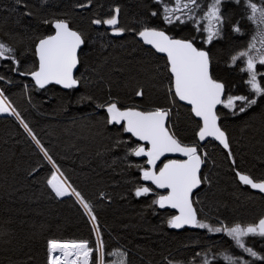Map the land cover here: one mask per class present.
<instances>
[{
  "label": "trees",
  "instance_id": "1",
  "mask_svg": "<svg viewBox=\"0 0 264 264\" xmlns=\"http://www.w3.org/2000/svg\"><path fill=\"white\" fill-rule=\"evenodd\" d=\"M213 2L0 0L5 55L0 89L17 112L0 115V264H50L53 241L87 243L90 264H100V240L104 264L105 254L116 249L126 252L128 264H235L240 249L233 240L201 227L171 228L174 212L159 209L158 191L143 181L146 159L136 154L141 144L124 125L111 124L105 111L111 103L169 110L174 135L185 145H198L202 123L178 101L167 58L146 47L138 34L165 30L206 49L212 75L226 89L218 117L228 143L211 141L202 149L207 157L194 199L198 220L229 228L264 215V196L241 179L264 181V91L256 94L244 62H235L258 31L250 0H223L221 33L205 44L196 20ZM165 3L184 9L185 19L169 22ZM117 11L122 33L113 36L103 24ZM58 20L69 22L85 40L78 88H40L30 76L38 69L36 46L54 33ZM257 71L264 90V64ZM44 153L90 205L97 229L77 197H59L52 189L55 171ZM247 245L264 257V235L257 226Z\"/></svg>",
  "mask_w": 264,
  "mask_h": 264
},
{
  "label": "water",
  "instance_id": "2",
  "mask_svg": "<svg viewBox=\"0 0 264 264\" xmlns=\"http://www.w3.org/2000/svg\"><path fill=\"white\" fill-rule=\"evenodd\" d=\"M107 24L113 28L118 26V11ZM53 28L54 33L36 46L38 69L30 75L31 79L40 88L49 85L65 90L78 88L80 82L76 75L85 40L65 20L55 21ZM138 38L146 47L167 58L178 101L189 106L202 123L198 145H185L174 135L169 127V110L144 111L111 103L105 111L111 124L124 125L134 139L149 147H140L137 151L139 157L147 159L148 169L142 178L156 190L167 192L159 197L158 207L175 212L172 229H194L198 221L194 197L203 186L204 163L199 147L209 141L224 144L227 139L218 117L225 99V85L213 78L208 51L199 49L191 40L172 37L159 29H144ZM242 180L264 195V181L255 182L247 175ZM257 226L264 234V217Z\"/></svg>",
  "mask_w": 264,
  "mask_h": 264
},
{
  "label": "rangeland",
  "instance_id": "3",
  "mask_svg": "<svg viewBox=\"0 0 264 264\" xmlns=\"http://www.w3.org/2000/svg\"><path fill=\"white\" fill-rule=\"evenodd\" d=\"M223 0H215V2L212 3V6L210 7L209 11L202 16H198L196 20V30L198 33H201L203 35V42L205 44H208L212 39L219 36L222 29V3ZM179 3V2H178ZM166 4V3H165ZM167 5V6H166ZM164 5L166 15H168L169 22H172L174 20H184L185 15H182V11L184 9L180 8L178 5L175 4V6L168 7L166 4ZM251 12L250 17L254 24L256 25L255 28L258 31V34L255 36L253 41L251 42L249 48H247L245 51L239 53L237 57L235 58V62L243 61L245 65V69L248 71V75L250 78V87L255 91L256 94H261L264 90L260 84L259 81V73L257 71V68L260 64H264V0H250L249 2ZM189 15L188 13H186ZM112 20V19H111ZM106 23L103 24L105 26ZM120 29L119 26L114 28V30ZM113 30V29H112ZM110 30V31H112ZM122 32V31H121ZM0 56L3 58L5 57L4 53L1 51V45H0ZM226 95V94H225ZM235 103V101H234ZM232 103L229 107L233 106ZM6 114H14L17 115V112L14 110L12 105L9 103L7 98L4 96L3 92L0 89V115H6ZM22 122V120L20 119ZM24 127L28 130V127L23 123ZM31 135V132H29ZM32 137V135H31ZM33 138V137H32ZM40 149L42 147L39 145L38 142H36ZM201 155H203V163L205 164L207 153L204 152L202 154L201 150H199ZM46 155V153H44ZM48 161H50L49 157ZM53 169H54V175L50 179V185L52 189L55 191V193L59 197L69 196L73 195L77 197V199L80 201V203L85 208L86 212H88V215L90 216L93 224L95 227L96 219L93 216L92 213H90V205L87 204L80 196L79 194L74 191V188L70 185V183L66 180L64 174L60 171L59 175L57 170H59L52 162H51ZM203 164V165H204ZM148 167L146 165V168L143 170H147ZM142 172V173H143ZM73 189V192L68 188V185ZM150 184V183H147ZM152 185V184H150ZM247 185V184H246ZM249 185V184H248ZM153 186V185H152ZM154 187V186H153ZM202 189V188H201ZM200 191V190H199ZM76 193V194H75ZM161 196L157 192L156 194V200L158 201L159 197ZM195 203V202H194ZM264 217V215L259 216L256 220L251 222H234L231 224V227L227 228L228 225L226 223H219L216 225H212V222L205 219L203 222L198 223V227H201L203 229H207L208 232L217 233L218 235L221 234V237H226L227 239L233 240L232 243L234 245H237L239 247V256L236 257V259H233L232 261L235 262V264H263L264 261L263 255L256 251L254 248H251L247 245L248 239L251 240V237H253L256 233V226L257 223ZM171 223V221H170ZM256 223V224H254ZM242 224V225H241ZM97 229V227H96ZM206 231V232H207ZM98 234V231H97ZM99 236V234H98ZM100 240V239H99ZM54 242V241H53ZM57 242V241H55ZM59 243H67L68 250L70 253V256H80V257H87L88 261L87 264H90V257H91V249L89 248L87 243H84L82 241H58ZM52 243V242H51ZM70 243H76V244H70ZM82 243V244H78ZM85 246H84V245ZM237 252V253H238ZM99 253H100V264H104L103 258H104V249L100 240V246H99ZM236 254V253H234ZM107 255V262L106 264H128L127 263V254L125 251L121 249L112 250L110 253L105 254ZM74 257H72L73 259ZM79 259V258H78ZM84 260V259H83ZM79 261V260H78ZM74 261L71 259L66 264H73ZM50 264H53V253L50 251ZM77 264V263H75Z\"/></svg>",
  "mask_w": 264,
  "mask_h": 264
},
{
  "label": "bare ground",
  "instance_id": "4",
  "mask_svg": "<svg viewBox=\"0 0 264 264\" xmlns=\"http://www.w3.org/2000/svg\"><path fill=\"white\" fill-rule=\"evenodd\" d=\"M72 28V27H71ZM148 29H152V28H148ZM168 33V32H167ZM169 34V33H168ZM52 35V34H51ZM50 36V35H49ZM48 37V36H47ZM173 37V36H172ZM203 50H206V49H203ZM81 53V52H80ZM209 53V52H208ZM210 55V54H209ZM80 57V55H79ZM210 62L212 64V61H211V57H210ZM214 78V77H213ZM217 81V80H216ZM130 108H133V109H138V108H135V107H130ZM125 127V126H124ZM136 140V139H135ZM139 142V141H138ZM140 143V142H139ZM141 146L140 147H145L147 149H149L148 146H146L145 144L143 143H140ZM139 147V148H140ZM138 148V149H139ZM138 151V150H137ZM137 154V152H136ZM138 156V155H137ZM139 157V156H138ZM145 158V157H144ZM57 172L59 173V175L62 177V175L60 174V171L57 170ZM202 178V177H201ZM253 180V179H252ZM254 181V180H253ZM203 182V181H202ZM256 182V181H255ZM68 185V183H66ZM68 188L73 192V189L68 185ZM158 192H161L159 190H157ZM165 192H161V194H164ZM76 194V193H75ZM158 205V203H157ZM159 208V207H158ZM160 209V208H159ZM162 210V209H161ZM50 251L53 253V264H66L67 262H69V260L71 259L72 261H74L73 264L77 263V264H87V257H76V256H70V253H69V250H68V246H67V243H59L58 241L57 242H52L50 244ZM72 257H74L72 259ZM79 258V259H78ZM84 259V260H83ZM79 260V261H78Z\"/></svg>",
  "mask_w": 264,
  "mask_h": 264
},
{
  "label": "flooded vegetation",
  "instance_id": "5",
  "mask_svg": "<svg viewBox=\"0 0 264 264\" xmlns=\"http://www.w3.org/2000/svg\"><path fill=\"white\" fill-rule=\"evenodd\" d=\"M105 27L110 31V30H112L113 28L112 27H110V24H105ZM120 28V27H119ZM160 30V29H159ZM165 31V30H164ZM111 32V34L113 35V36H119V35H121V29H118V30H112V31H110ZM121 108H123V107H121ZM124 108H126V107H124ZM209 142H211V141H209ZM208 142V143H209ZM213 142H216V141H213ZM208 143H206L204 146H201V147H199V148H201V152H202V154L205 152V151H202V149L206 146V145H208ZM216 143H218V144H220V145H227V143H228V140L226 139V143H224V144H222V143H219V142H216ZM228 149V148H227ZM159 168H157V170H158ZM241 179H242V177H241ZM243 182V181H242ZM260 182V181H259ZM243 183H245V182H243ZM245 184H247V183H245ZM248 185V184H247ZM250 186V185H249ZM251 187V186H250ZM251 189H252V187H251ZM201 190V189H200ZM253 190V189H252ZM167 192H165L164 194H166ZM258 193V192H257ZM260 194V193H259ZM262 195V194H261ZM264 196V195H263ZM196 197V196H195ZM195 197H194V199H195ZM171 211V210H170ZM173 212V211H172ZM198 212V211H197Z\"/></svg>",
  "mask_w": 264,
  "mask_h": 264
}]
</instances>
